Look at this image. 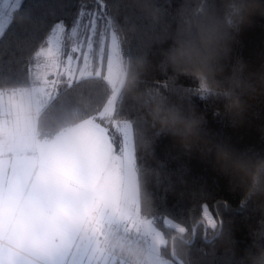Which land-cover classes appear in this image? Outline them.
<instances>
[{"label":"clouds","instance_id":"obj_1","mask_svg":"<svg viewBox=\"0 0 264 264\" xmlns=\"http://www.w3.org/2000/svg\"><path fill=\"white\" fill-rule=\"evenodd\" d=\"M126 2L160 25L162 45L158 63L126 58L115 64L108 79L111 97L132 102L140 111V119L146 122L147 132L172 137L186 154L199 153L205 160L213 157L218 170L243 190L241 203L253 201L264 216V156L242 154L227 143L208 139L204 118L189 100L194 92L220 101L232 126L237 127L244 122L249 102L264 98V67L252 71L239 60L229 64L237 34L255 17H264V0H183L174 24L162 19L154 0ZM153 72H158L160 78L153 79L149 86ZM182 79L193 81L195 87H181ZM58 98L48 100L29 94L9 104L22 105L15 108L14 118L22 123L33 122L35 138L45 149L78 143L82 128L92 118L86 99L74 95L70 104L54 109L53 102ZM141 146L147 147V141ZM121 210L115 219L98 226L78 201L56 202L49 213L55 232L48 238V251L54 252L65 244L84 251L89 242L98 241L118 264H188L190 229L195 232L200 226L172 225L168 232L155 228L150 231L140 223L151 220L146 196L138 208L121 202ZM110 211L103 208L104 213ZM126 224L133 227L129 229ZM211 235L228 247L233 244L219 221ZM252 239L254 251L245 254L242 264H264V220ZM3 246L12 244L0 228V247Z\"/></svg>","mask_w":264,"mask_h":264},{"label":"trees","instance_id":"obj_2","mask_svg":"<svg viewBox=\"0 0 264 264\" xmlns=\"http://www.w3.org/2000/svg\"><path fill=\"white\" fill-rule=\"evenodd\" d=\"M162 19L174 24L183 0H154ZM95 21L96 49L104 33L113 31L119 42L122 59L144 58L155 64L162 45L160 25L153 23L126 0H21L0 35V90L27 88L33 85L30 77L37 52L46 46L55 26L61 24L66 35L79 22ZM121 33L126 35L122 36ZM241 61L252 71L264 67V17H255L250 26L237 34L229 60L231 65ZM153 72L148 84L159 79ZM180 86L195 87L194 82L182 79ZM74 95L86 99L89 114L109 133L115 154L124 147L123 136L108 124L100 113L110 99V87L104 76L75 80L73 87H61L53 108L70 104ZM191 104L204 118L207 138L227 143L239 153L264 156V98L249 102L244 122L233 127L224 113L222 103L196 93L189 96ZM112 121L130 122L133 130L139 201L146 196L151 222L157 230H172L183 224L200 226L190 229L188 264H242L247 252H253L252 234L260 227L264 216L253 201L244 199L243 190L223 175L213 162L199 153L186 154L172 137L147 132L146 122L132 102L118 100ZM147 141V147H142ZM207 206L223 231L231 237V247L211 235L203 217ZM257 235H260L258 232Z\"/></svg>","mask_w":264,"mask_h":264},{"label":"snow or ice","instance_id":"obj_3","mask_svg":"<svg viewBox=\"0 0 264 264\" xmlns=\"http://www.w3.org/2000/svg\"><path fill=\"white\" fill-rule=\"evenodd\" d=\"M20 4L21 0H14L9 12L0 10V34L11 11ZM118 60L119 50L113 37L108 57L109 74ZM36 79L39 83L20 91L21 100L29 94L48 100L60 96L62 82L59 79L49 80L47 73ZM64 83L68 89L73 87L71 71L67 72ZM114 105L115 97H112L100 116L110 117ZM19 106L22 105L8 106L0 120V129L5 133L3 144L15 154L10 164L0 165V228L12 244L0 247V264H69L67 257L71 248L67 244L54 252L48 251V238L55 232L49 216L52 205L73 199L80 203L85 214L102 218L103 202L111 198L116 183V177L107 174L106 166L114 157L123 160L131 154V127L125 121L116 125L124 137L121 156L114 154L108 130L96 122L95 116L82 128L78 143L45 149L35 138L34 123H22L14 118L15 108ZM80 252L82 256L87 255ZM71 264L77 262L74 260ZM87 264H91V260Z\"/></svg>","mask_w":264,"mask_h":264},{"label":"rangeland","instance_id":"obj_4","mask_svg":"<svg viewBox=\"0 0 264 264\" xmlns=\"http://www.w3.org/2000/svg\"><path fill=\"white\" fill-rule=\"evenodd\" d=\"M13 3L14 0H0V10H3L6 13L9 12V5ZM13 11H11V14ZM10 18H8L4 28L8 24ZM95 28L96 25L94 20L92 22L85 23L79 22L78 25L66 35L63 26L61 24H57L51 36L49 37L46 46L41 48L35 56L30 73L33 85L34 83H39V81L36 79L37 76L47 73V78L49 80L59 79L62 82L59 86L61 89L67 79L68 71L73 73L74 81L88 77L104 76L108 82L107 77L110 75L108 73V57L112 52L113 37H115L116 45L119 50V60H122L119 42L116 34L113 31H110L108 33H104L101 36L98 43L99 48L96 49L95 30L93 31ZM69 58H71V61ZM114 67L115 64L113 65V68ZM97 72H99V75L96 74ZM81 73H83V75H81ZM89 73L91 75H89ZM111 98L112 97L110 95V99ZM117 102L118 100L115 97L114 111L112 112L111 116L115 112ZM111 116H106L105 118L114 131H117V123L122 124L124 121H112ZM127 123L130 125L132 132L131 154L123 160L114 157L109 162L108 169L106 170L107 174L116 177L113 194L110 198V201H113L111 205H109L111 209L117 206L119 203L121 208L122 200L123 202H127L129 208H138L140 206L133 130L130 122ZM122 154L123 153L121 152L120 154L115 155L121 156ZM120 208L119 211L122 212ZM203 217L205 223L209 227H215L216 221L207 206H204L203 208ZM140 223H144L145 227L150 231L155 228L151 221H140ZM101 225L104 224L101 223ZM168 225L172 226L174 224L168 222ZM125 226L129 229L133 227L132 224H126ZM90 243L93 245V257H67V260L70 262V264L74 260L77 262V264H80L81 261H83V264H87L89 260H91V264L118 263L114 257L100 249L102 247L99 245L98 241H91Z\"/></svg>","mask_w":264,"mask_h":264},{"label":"crops","instance_id":"obj_5","mask_svg":"<svg viewBox=\"0 0 264 264\" xmlns=\"http://www.w3.org/2000/svg\"><path fill=\"white\" fill-rule=\"evenodd\" d=\"M28 88L30 87L11 89V90H0V120L3 119V110L9 106L10 102H13L19 98V93L21 90ZM4 138H5V133L3 129H0V165H8L15 159V154L13 152L8 151L7 147L3 144ZM107 169H108V165L106 166V170ZM112 202L113 201H110V198L103 202V208L110 209L111 211L104 213L102 218L96 219L97 225H101V223L107 224L110 220L115 219L117 215L122 213L119 211L120 203L117 206L113 207L112 209L110 208L109 205H111ZM121 202H123V200ZM92 249H93V245L89 242L87 249L84 250V252L87 255L84 256L93 257ZM100 249L104 250L103 248ZM68 257H82V255L80 251H78L75 247H73L71 248L70 255ZM116 264L118 263L116 262Z\"/></svg>","mask_w":264,"mask_h":264}]
</instances>
